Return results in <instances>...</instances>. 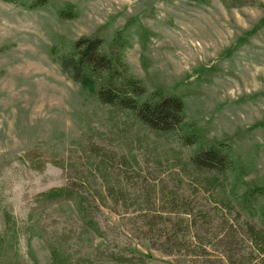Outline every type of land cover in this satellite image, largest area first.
I'll return each mask as SVG.
<instances>
[{
	"label": "rangeland",
	"instance_id": "1",
	"mask_svg": "<svg viewBox=\"0 0 264 264\" xmlns=\"http://www.w3.org/2000/svg\"><path fill=\"white\" fill-rule=\"evenodd\" d=\"M251 3L50 0L26 10L0 0V235L20 264H50L44 237L63 238L72 264H102L118 251L127 260L112 264H226L229 234L244 264L252 256L264 262V251L248 255L239 235L247 217L224 205L247 190L259 191L264 205V0ZM69 5L77 18L60 19ZM94 33L106 52L121 36L144 99L160 89L182 97L185 124L203 131L197 144L183 145L184 129L155 134L128 112L86 100L52 50ZM211 142L236 160L215 183L189 162ZM68 180L90 200H101L102 186L110 190L101 214L90 208L102 237L68 202L31 213L38 194ZM119 188L124 198L116 200Z\"/></svg>",
	"mask_w": 264,
	"mask_h": 264
},
{
	"label": "trees",
	"instance_id": "2",
	"mask_svg": "<svg viewBox=\"0 0 264 264\" xmlns=\"http://www.w3.org/2000/svg\"><path fill=\"white\" fill-rule=\"evenodd\" d=\"M3 1L20 4L26 10L41 9L50 2V0ZM197 1L203 4L209 3V0ZM223 1L230 8L253 5L251 0ZM58 16L62 20H72L77 18V13L74 7L69 5V8L61 9ZM111 45L113 46L111 50L106 52L102 37L94 33L72 42L65 52L58 53L52 50V54L62 73L80 87L82 94L90 103L115 112H128L142 126L155 134H173L184 129L183 145L193 146L197 144L202 138L203 131L197 127V129L194 128V125L185 124V104L182 97L176 93L160 89L151 94L148 99H144L146 89L143 83L129 73V67L121 55V46H123L121 36L114 37ZM189 162L195 174L201 177L205 176L207 181L211 183L217 182L218 176H224L236 165L231 150L223 143L214 142L209 143L204 149L196 150ZM99 191L102 194L101 200H90L74 182L68 180L64 186L38 194L31 213L35 214L40 210H45L55 203L68 202L74 207L78 217L83 222L90 223L91 231L97 233L98 237H102L101 231L99 232L96 228L98 223L89 222L92 205L96 206V212L101 214L100 207L105 205L106 196H110V190L106 186H102ZM113 191L115 190L113 189ZM123 193L124 190L119 188L118 192L114 194L115 199H123ZM260 197L262 195L259 194V191L247 190L238 199L227 200L224 204L230 210L235 207L238 220L242 219L239 213L247 217L243 220L244 231H241L239 235L247 241L248 255L251 256L254 253L259 254L264 251V205L260 204ZM4 219L6 227L11 229L12 218L5 213ZM230 227L232 228V226ZM235 231L239 232V229ZM228 236H226L225 243L227 244L225 246L232 253V256L225 259L226 264H244L241 261L239 250L233 252V239L230 238L232 235L229 234ZM44 244L50 252V264H72V258L63 238L52 241L50 238L44 237ZM15 250L7 235H0V264H20L19 253ZM118 252L120 254H114L116 258H111L102 264L124 263L127 258H123L122 252ZM234 254H236L235 258ZM252 258L247 264L264 263L262 258Z\"/></svg>",
	"mask_w": 264,
	"mask_h": 264
}]
</instances>
